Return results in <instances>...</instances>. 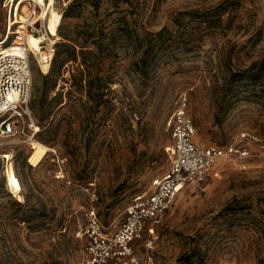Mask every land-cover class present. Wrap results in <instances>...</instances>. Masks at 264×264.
Listing matches in <instances>:
<instances>
[{
    "label": "rangeland",
    "instance_id": "374dc122",
    "mask_svg": "<svg viewBox=\"0 0 264 264\" xmlns=\"http://www.w3.org/2000/svg\"><path fill=\"white\" fill-rule=\"evenodd\" d=\"M49 6L61 14L56 45L75 52L60 74L31 62L38 130L0 138L10 155L0 157V264H78L91 209L106 232L118 228L132 196L168 167L182 98L197 144L235 141L252 153L218 158L202 184L181 189L127 264H264V0H52V26ZM8 10L0 0V38ZM85 54L90 93L83 76L75 85Z\"/></svg>",
    "mask_w": 264,
    "mask_h": 264
},
{
    "label": "built area",
    "instance_id": "2783aa9c",
    "mask_svg": "<svg viewBox=\"0 0 264 264\" xmlns=\"http://www.w3.org/2000/svg\"><path fill=\"white\" fill-rule=\"evenodd\" d=\"M19 1L9 0L5 31L0 38V138L26 134L31 128L36 132L29 106L31 62L35 61L40 68L46 64L48 71L60 39L58 26L57 35H50L47 30L48 13H43V8L48 10V0H45L46 6L37 0H26V13L23 5L19 13ZM23 14V20L17 18ZM12 34L14 39H10ZM30 34L39 37L38 49L27 43ZM168 126L171 139L165 147L168 167L154 180L152 189L132 196L122 223L113 232L105 231L94 209L89 211L85 255L78 264H127L132 244L145 232L154 235L181 189L202 184L218 158L242 159L252 153L250 146L235 141L225 145L197 144L196 127L185 98L178 101ZM258 147L264 150V140H260ZM5 155L0 153L1 158H6ZM57 177H63V173L60 171Z\"/></svg>",
    "mask_w": 264,
    "mask_h": 264
},
{
    "label": "trees",
    "instance_id": "16d2710c",
    "mask_svg": "<svg viewBox=\"0 0 264 264\" xmlns=\"http://www.w3.org/2000/svg\"><path fill=\"white\" fill-rule=\"evenodd\" d=\"M72 8H73V3H70L66 9V13H65L66 16L69 15L70 10H72ZM63 51H65V55L60 57V54ZM73 51L75 52L74 46L68 45L64 42L57 43L56 48H55V53L53 55V59H52L49 70L60 74L59 70H60L61 65L65 63L66 61H69L72 59ZM87 56L88 54L83 55V61L86 67L81 72H78L80 74V78H78V81H75V85L77 87H81V81H82V76H83V80L85 79L87 81L88 92L90 93V89H92L93 86L95 85V82H94L95 78L92 75V70L90 69V66L86 62L87 60L89 61Z\"/></svg>",
    "mask_w": 264,
    "mask_h": 264
},
{
    "label": "bare ground",
    "instance_id": "6f19581e",
    "mask_svg": "<svg viewBox=\"0 0 264 264\" xmlns=\"http://www.w3.org/2000/svg\"><path fill=\"white\" fill-rule=\"evenodd\" d=\"M37 1L40 4L45 3V0H37ZM48 1H49V5H52V0H48ZM49 9H50V17L52 18V21H51L52 26L54 28H57V26L59 24V21H60V18H61V14L55 12V10L51 9L50 6H49ZM44 12L45 11L43 10V13ZM48 12H49V10H48ZM17 18H20L21 20H23L24 19V15H21L20 17L17 16ZM18 22H20V21H18ZM52 26H50V23L48 22L47 30H48L49 34L51 33L50 35H56L55 34L56 32L53 30L54 28ZM38 42H39V37L38 36L30 34L27 37V43L33 49H38L39 48ZM42 69H43L44 72H46L47 71V65L43 64L42 65ZM35 130L36 131L38 130L37 125L35 127ZM5 156L9 158L10 155L6 154ZM7 182L9 184V186L11 187V189L13 190L12 192H14L15 195L21 197L20 191L22 189V186H21V182H20L18 176L15 174V171H14V168H13V165H12V161H8V164H7Z\"/></svg>",
    "mask_w": 264,
    "mask_h": 264
}]
</instances>
